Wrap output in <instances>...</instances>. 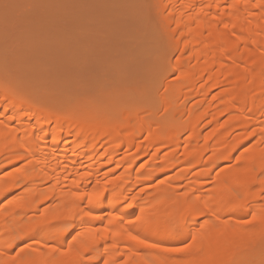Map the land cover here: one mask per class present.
Masks as SVG:
<instances>
[{
	"label": "bare ground",
	"instance_id": "1",
	"mask_svg": "<svg viewBox=\"0 0 264 264\" xmlns=\"http://www.w3.org/2000/svg\"><path fill=\"white\" fill-rule=\"evenodd\" d=\"M149 1L178 72L167 122L144 106L53 105L0 77V175L23 163L0 177V264H264V0ZM175 117L187 123L184 139ZM230 213L257 220H224ZM199 217L212 221L190 227Z\"/></svg>",
	"mask_w": 264,
	"mask_h": 264
},
{
	"label": "rangeland",
	"instance_id": "2",
	"mask_svg": "<svg viewBox=\"0 0 264 264\" xmlns=\"http://www.w3.org/2000/svg\"><path fill=\"white\" fill-rule=\"evenodd\" d=\"M154 6L149 0H0V77L17 81L35 98L48 95L54 100H50L53 105L56 101L61 106L76 105L75 101L84 105L85 101V105L88 102L90 107L100 109L99 113L115 107L129 111L144 106L159 122H167L164 98L169 94L168 87L176 83L178 72L173 70L175 55L170 54L173 49L168 47L169 29L161 15L157 16L159 6L156 9ZM227 119V116L223 118ZM171 122L181 126L183 139L186 138L185 120L175 117ZM212 128L206 127L204 134ZM256 141L258 138L238 151L236 156ZM22 164L11 165L0 177ZM235 165L236 162L224 163L217 168L207 179L202 192L196 195L210 194L215 175L219 171L227 172ZM178 170L166 171L148 186H159ZM121 172V168L116 169L115 177ZM144 189L140 187L136 191L146 195ZM16 194L5 197L1 206ZM223 218L226 221L237 218L248 223L246 221L252 216L230 213ZM211 221V217H199L191 221L190 227L201 229ZM156 238L154 241L158 246L171 248ZM190 242L187 240L173 247L180 250ZM30 243V240L18 243L12 255L24 252ZM142 251L149 253L153 249ZM125 260L124 256L121 262Z\"/></svg>",
	"mask_w": 264,
	"mask_h": 264
},
{
	"label": "snow or ice",
	"instance_id": "3",
	"mask_svg": "<svg viewBox=\"0 0 264 264\" xmlns=\"http://www.w3.org/2000/svg\"><path fill=\"white\" fill-rule=\"evenodd\" d=\"M257 217L253 216L252 221H256ZM246 222H250V221H246ZM133 239H135V237H133ZM172 251H179V249H172ZM71 253V248H68L65 255ZM60 264H79L78 261L76 260H63L60 262Z\"/></svg>",
	"mask_w": 264,
	"mask_h": 264
}]
</instances>
